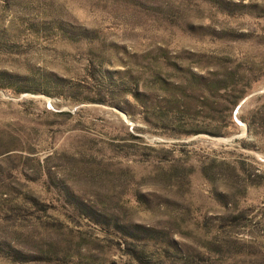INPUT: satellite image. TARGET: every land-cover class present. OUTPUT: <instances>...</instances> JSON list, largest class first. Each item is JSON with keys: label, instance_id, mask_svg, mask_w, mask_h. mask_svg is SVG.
<instances>
[{"label": "rangeland", "instance_id": "374dc122", "mask_svg": "<svg viewBox=\"0 0 264 264\" xmlns=\"http://www.w3.org/2000/svg\"><path fill=\"white\" fill-rule=\"evenodd\" d=\"M0 264H264V0H0Z\"/></svg>", "mask_w": 264, "mask_h": 264}, {"label": "trees", "instance_id": "16d2710c", "mask_svg": "<svg viewBox=\"0 0 264 264\" xmlns=\"http://www.w3.org/2000/svg\"><path fill=\"white\" fill-rule=\"evenodd\" d=\"M238 98H239V96L237 98H235L234 100H232L233 101L232 103L235 104Z\"/></svg>", "mask_w": 264, "mask_h": 264}]
</instances>
